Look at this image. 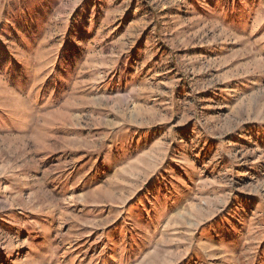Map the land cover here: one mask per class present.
I'll list each match as a JSON object with an SVG mask.
<instances>
[{
    "label": "rangeland",
    "instance_id": "1",
    "mask_svg": "<svg viewBox=\"0 0 264 264\" xmlns=\"http://www.w3.org/2000/svg\"><path fill=\"white\" fill-rule=\"evenodd\" d=\"M0 264H264V0H0Z\"/></svg>",
    "mask_w": 264,
    "mask_h": 264
}]
</instances>
